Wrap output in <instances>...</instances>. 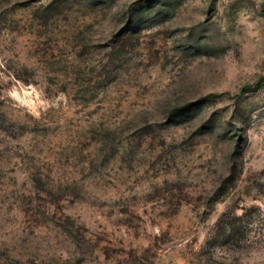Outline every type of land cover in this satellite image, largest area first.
<instances>
[{
  "label": "rangeland",
  "instance_id": "rangeland-1",
  "mask_svg": "<svg viewBox=\"0 0 264 264\" xmlns=\"http://www.w3.org/2000/svg\"><path fill=\"white\" fill-rule=\"evenodd\" d=\"M0 264H264V0H0Z\"/></svg>",
  "mask_w": 264,
  "mask_h": 264
}]
</instances>
